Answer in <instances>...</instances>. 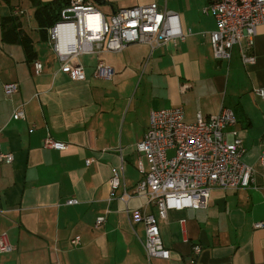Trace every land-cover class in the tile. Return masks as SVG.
<instances>
[{
  "label": "crops",
  "instance_id": "1",
  "mask_svg": "<svg viewBox=\"0 0 264 264\" xmlns=\"http://www.w3.org/2000/svg\"><path fill=\"white\" fill-rule=\"evenodd\" d=\"M48 2L51 0H39ZM105 16L122 7L155 2L178 14L184 40L154 48L131 43L119 51L98 50L74 62L85 79L71 80L62 71L34 18L32 0H0V152L12 153L0 164V235L12 249L0 252V264H264V26L256 28L255 62L243 65L238 46L229 60L215 59L208 33L213 17L202 10L211 0H89ZM100 7V8H97ZM15 9L22 13L14 14ZM15 16L32 40L34 74L17 43L2 41V19ZM112 69L108 78L95 77L97 64ZM17 83L4 94L3 85ZM22 106L24 119L12 112ZM181 107L185 122L230 109L244 149L242 160L252 169L246 188L210 191L207 206L170 210L158 219L169 258L147 259L143 222L131 223L127 211L156 214L147 196L134 193L141 174L136 150L151 109ZM67 144L65 150L43 147V138ZM91 162L86 165L85 161ZM119 168L122 183L110 197L111 169ZM123 192L128 193L127 197ZM75 202L68 204V200ZM103 217L95 227L97 218ZM79 236V243L70 240ZM200 246L197 255L193 246ZM194 260V262H191Z\"/></svg>",
  "mask_w": 264,
  "mask_h": 264
},
{
  "label": "built area",
  "instance_id": "2",
  "mask_svg": "<svg viewBox=\"0 0 264 264\" xmlns=\"http://www.w3.org/2000/svg\"><path fill=\"white\" fill-rule=\"evenodd\" d=\"M202 11L209 13L215 23V28L208 33L213 57L229 60L236 45L241 63L252 65L255 62L252 47L256 28L264 26V0H211ZM13 13L22 11L15 9ZM47 33L62 71L71 80H83V67L74 62L80 55L101 49L119 51L131 43H146L152 49L166 41L184 40L190 30L185 32L182 29L177 13L161 8L155 2L118 8L105 16L89 0H68L60 10L59 20L47 29ZM32 65L34 74L41 72L40 61L35 60ZM93 74L108 78L112 69L99 63ZM3 91L10 96L17 91V83H5ZM255 94L264 99V88L256 89ZM11 118L24 119L23 107H17ZM234 123L233 112L223 106L208 118L198 113L194 122L184 121L180 106L150 110L144 136L135 144L137 152L145 157L147 168L141 159H137L136 168L141 178L134 193L147 196L157 215L127 211L131 223L141 221L144 224L143 249L148 260L169 258V250L161 241L158 226V219H164L168 211L207 206L214 187L239 189L251 184L252 169L242 160L244 149L240 138L234 131L224 132ZM43 147L65 150L67 144L47 134L43 138ZM169 151H172L171 155H168ZM12 160V153L0 152V164ZM90 162V159L85 161L86 165ZM259 162L264 176V153L259 155ZM121 183L122 173L113 167L109 180L110 197ZM123 194L130 196L126 192ZM73 202L75 200L67 201L68 204ZM103 220V217L97 218L95 227ZM254 227L264 228V220L254 223ZM79 239L75 236L70 242L77 245ZM11 249L5 234H1L0 252ZM192 249L194 255L201 250L198 245Z\"/></svg>",
  "mask_w": 264,
  "mask_h": 264
},
{
  "label": "trees",
  "instance_id": "3",
  "mask_svg": "<svg viewBox=\"0 0 264 264\" xmlns=\"http://www.w3.org/2000/svg\"><path fill=\"white\" fill-rule=\"evenodd\" d=\"M32 1L34 4V18L41 33L44 35L46 30L59 20L60 10L68 0H51L48 2H41L39 0ZM1 38L4 42L19 44L27 60H34L32 40L23 29H21L15 16L2 19Z\"/></svg>",
  "mask_w": 264,
  "mask_h": 264
},
{
  "label": "rangeland",
  "instance_id": "4",
  "mask_svg": "<svg viewBox=\"0 0 264 264\" xmlns=\"http://www.w3.org/2000/svg\"><path fill=\"white\" fill-rule=\"evenodd\" d=\"M97 8H100V7H97ZM99 10H100V9H99ZM171 154H172V151H169V152H168V155H171Z\"/></svg>",
  "mask_w": 264,
  "mask_h": 264
}]
</instances>
